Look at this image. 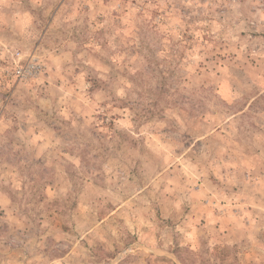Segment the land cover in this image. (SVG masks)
Returning <instances> with one entry per match:
<instances>
[{"label":"rangeland","instance_id":"rangeland-1","mask_svg":"<svg viewBox=\"0 0 264 264\" xmlns=\"http://www.w3.org/2000/svg\"><path fill=\"white\" fill-rule=\"evenodd\" d=\"M0 264H264V0H0Z\"/></svg>","mask_w":264,"mask_h":264}]
</instances>
